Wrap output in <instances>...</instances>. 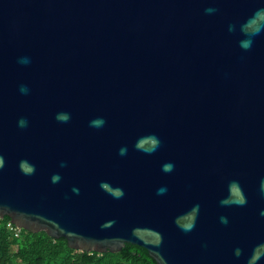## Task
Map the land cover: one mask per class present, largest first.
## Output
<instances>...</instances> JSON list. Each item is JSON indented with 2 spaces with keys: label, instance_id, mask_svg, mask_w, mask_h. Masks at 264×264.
<instances>
[{
  "label": "water",
  "instance_id": "obj_1",
  "mask_svg": "<svg viewBox=\"0 0 264 264\" xmlns=\"http://www.w3.org/2000/svg\"><path fill=\"white\" fill-rule=\"evenodd\" d=\"M259 7L264 0H0V218L80 251L132 243L158 264H243L232 249L247 255L264 242V33L245 51L228 28ZM59 111L72 119L58 122ZM97 116L103 128L89 126ZM148 133L162 141L151 155L134 148ZM24 159L34 175L22 173ZM165 161L173 172L161 171ZM54 172L61 182L51 183ZM232 179L246 206L220 205ZM104 180L125 196L113 199ZM161 185L168 191L157 195ZM195 203L196 228L182 232L175 218Z\"/></svg>",
  "mask_w": 264,
  "mask_h": 264
},
{
  "label": "clouds",
  "instance_id": "obj_2",
  "mask_svg": "<svg viewBox=\"0 0 264 264\" xmlns=\"http://www.w3.org/2000/svg\"><path fill=\"white\" fill-rule=\"evenodd\" d=\"M215 11V7H208L205 9V12L209 14L214 13ZM228 30L230 32H238L239 46L245 51L249 50L255 41V37L264 33V7L257 8L251 16H249L239 25L230 24ZM18 63L22 65L30 64L31 57L21 56L18 58ZM19 92L23 95H27L30 93V88L25 84H21L19 87ZM55 119L60 123H68L72 119V114L69 111H59L55 114ZM105 124L106 119L103 116L94 117L89 121V126L96 129L103 128ZM28 126V118L21 116L17 121V127L20 129H26ZM161 144V138L157 134L148 133L137 138L134 148L137 151L151 155L160 149ZM127 154L128 146L122 145L119 148V155L123 157ZM5 163L6 161L4 155L0 154V170L4 168ZM19 167L22 173L25 175H34L36 172V165L27 159L22 160L19 164ZM59 167H67V161H60ZM174 170V161H165L161 165V171L164 173H171ZM62 179L63 177L60 172H54L50 177V181L53 184L61 182ZM100 187L113 199H121L125 196L124 189L119 185L112 184L110 181H101ZM167 191L168 186L161 185L156 189V194L164 195L167 193ZM72 192L76 195H79L80 188L74 185L72 187ZM258 194L264 197V179H261L259 182ZM219 203L222 207H243L248 204V196L244 192L243 186L239 180L232 179L227 182L226 193L221 197ZM200 213L201 205L199 203H195L186 211L177 215L174 222L182 232H191L196 228ZM258 214L260 217H264V209L259 210ZM218 219L219 223L223 225H228L230 222L229 217L226 215H221ZM114 222L115 221H111L110 223ZM202 247L206 249L208 247L207 242H204ZM232 256L236 261H240L241 258H243V264H261V261H264V242L256 244L247 255L245 254V250L237 245L232 249Z\"/></svg>",
  "mask_w": 264,
  "mask_h": 264
},
{
  "label": "trees",
  "instance_id": "obj_3",
  "mask_svg": "<svg viewBox=\"0 0 264 264\" xmlns=\"http://www.w3.org/2000/svg\"><path fill=\"white\" fill-rule=\"evenodd\" d=\"M11 218H0V264H158L142 246L126 243L116 252L74 249L66 238L46 231L11 229Z\"/></svg>",
  "mask_w": 264,
  "mask_h": 264
},
{
  "label": "built area",
  "instance_id": "obj_4",
  "mask_svg": "<svg viewBox=\"0 0 264 264\" xmlns=\"http://www.w3.org/2000/svg\"><path fill=\"white\" fill-rule=\"evenodd\" d=\"M11 224H13V223H11ZM11 229H17V230L19 231L21 228H19V227H17L16 225L13 224V225L11 226Z\"/></svg>",
  "mask_w": 264,
  "mask_h": 264
}]
</instances>
